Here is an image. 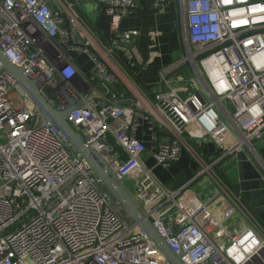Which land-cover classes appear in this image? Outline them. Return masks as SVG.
<instances>
[{
  "label": "built area",
  "instance_id": "2783aa9c",
  "mask_svg": "<svg viewBox=\"0 0 264 264\" xmlns=\"http://www.w3.org/2000/svg\"><path fill=\"white\" fill-rule=\"evenodd\" d=\"M94 1L112 19L109 46L83 24L79 0H0L1 52L56 110L66 106L61 90L81 103L66 121L117 178L132 179L143 217L183 264H264V228L215 171L233 153L264 146V0H146L157 13L178 4L186 56L159 72L163 90L142 107L120 103L127 98L112 91L116 76L105 60L120 47L136 55L140 31L118 25L138 0ZM73 53L90 57L88 80ZM184 59L199 88L190 74L165 79ZM90 82L109 94L104 103L90 95ZM143 124L150 146L138 138ZM190 140L211 141L213 159ZM183 150L197 170L175 189L143 164L146 154L165 168ZM205 176L216 189L202 201L187 188ZM0 264H169L1 63Z\"/></svg>",
  "mask_w": 264,
  "mask_h": 264
},
{
  "label": "crops",
  "instance_id": "0c3cea01",
  "mask_svg": "<svg viewBox=\"0 0 264 264\" xmlns=\"http://www.w3.org/2000/svg\"><path fill=\"white\" fill-rule=\"evenodd\" d=\"M80 1L94 3L95 15L93 20L85 19L84 21L81 17L82 22L99 38L101 43L109 46L113 32L112 19L101 10L96 1ZM138 4V9L122 17L118 25L119 30L136 28L140 31V35L135 42L136 55L127 48L120 47L116 48L110 55L107 54L105 60L116 76L112 91L125 93L127 98L120 103L131 105L134 102H139L142 107L143 105L152 104L155 91L161 88L162 82L158 78L159 72L182 57V52L178 39L176 2L169 4L164 13L149 10V3L146 0H138ZM179 50L180 55L177 56ZM150 51L157 54L148 58ZM138 57H140L141 63L137 60ZM73 62L80 76L87 79L93 69L90 57L84 53H73ZM90 85L92 87L89 93L93 99L104 103L109 94H106L96 82H90ZM138 110L140 111L139 108ZM138 138L147 146H150V133L146 124L140 127ZM190 145L193 150H198L199 154L207 161L213 159L212 157L216 154L217 149L209 140L199 142L190 140ZM249 155L261 160V165L263 164L264 167V146L261 145H255V153L241 149L215 166L216 168L218 166H225L226 168L229 165L226 174L230 177H226L228 178L227 187L230 194L239 197L242 204L258 219L260 225L264 228V178ZM142 160L143 164L150 168L152 173L170 189L188 183L195 177L197 170V162L187 150H183L179 159L165 168L157 165L146 154L142 157ZM220 173L222 175V172ZM182 178L184 180L178 183ZM208 179L206 176L202 179L197 178L189 184L187 189L193 191L191 189L192 185L198 182L197 184L201 187V190L198 188L195 192L198 198L202 201L209 200L216 187L208 186V183L212 182Z\"/></svg>",
  "mask_w": 264,
  "mask_h": 264
},
{
  "label": "water",
  "instance_id": "95a60500",
  "mask_svg": "<svg viewBox=\"0 0 264 264\" xmlns=\"http://www.w3.org/2000/svg\"><path fill=\"white\" fill-rule=\"evenodd\" d=\"M177 6V20H178V34L179 43L182 52V56L185 57L184 41L181 34L180 26V13L178 4ZM197 59V58H196ZM0 63L2 68L7 70L16 81L23 87V89L31 96L36 106L39 108L41 114L52 124H54L65 136L72 148L88 163L90 170L101 180L103 185V191L111 196H113L122 206V208L127 212L131 219L137 221L139 225L146 232L147 237L151 242L157 247L160 253L163 255L165 262L169 264H183L181 261V254H174L166 245L160 234L152 227L150 222L145 219L139 209L140 202L133 198L131 192L124 185L126 176L117 178L113 172L107 167L100 156L92 149L88 148L81 137V135L75 131L69 123L66 121L67 115L81 106L79 101L74 100L69 94L64 90L60 91L62 100L65 102V107L62 110H56L54 106L47 100L45 95L41 92L37 84L28 79L21 71L20 68L12 64L1 52L0 50ZM184 69L188 71L191 78L196 83L197 79L195 77L194 71L192 69L191 63L184 59L183 62L177 66L174 70L170 71L165 79H168ZM161 90H163V82L161 83ZM245 149V148H244ZM246 150V149H245ZM251 160L254 162L255 167L260 172L264 178V167L258 162L255 156L249 155Z\"/></svg>",
  "mask_w": 264,
  "mask_h": 264
},
{
  "label": "rangeland",
  "instance_id": "374dc122",
  "mask_svg": "<svg viewBox=\"0 0 264 264\" xmlns=\"http://www.w3.org/2000/svg\"><path fill=\"white\" fill-rule=\"evenodd\" d=\"M94 6V3L93 2H79L78 3V10H79V12H80V15H81V17L83 18V20L85 21V19H88V20H93V18H94V15H95V10H94V8L95 7H93ZM177 30V29H176ZM178 39H179V34H178ZM188 45L190 46L191 44L190 43H188L187 42V39L185 38V47L187 46L188 47ZM188 48H190V47H188ZM178 55H180V50L179 51H177V56ZM180 75H183V76H185V77H187L188 75H189V73H188V71L187 70H183L181 73H180ZM227 144H224V146H226ZM229 167V165L225 168V166H218V168H215V171L217 172V174L220 176L219 177V180L224 184V185H226L227 186V182H228V178L226 177V176H228V177H230L229 175H227L226 174V169ZM220 172H222V175H221V173ZM155 175V174H154ZM156 176V175H155ZM157 177V176H156ZM202 178H204V177H201L200 179H202ZM157 179H158V177H157ZM208 180H210V179H208ZM125 186H126V188L130 191V192H132V190H133V181H132V179H126L125 181ZM198 182H196V183H194L193 185H192V187H191V189L194 191V192H196L197 190L196 189H198L199 188V190H201V187L197 184ZM208 186H212V187H216L215 186V183L214 182H209L208 183ZM206 195V194H205Z\"/></svg>",
  "mask_w": 264,
  "mask_h": 264
},
{
  "label": "trees",
  "instance_id": "16d2710c",
  "mask_svg": "<svg viewBox=\"0 0 264 264\" xmlns=\"http://www.w3.org/2000/svg\"><path fill=\"white\" fill-rule=\"evenodd\" d=\"M195 151H197V152H198V150H195ZM198 153H199V152H198ZM183 180H184L183 178H182V179H180L178 183H181Z\"/></svg>",
  "mask_w": 264,
  "mask_h": 264
}]
</instances>
